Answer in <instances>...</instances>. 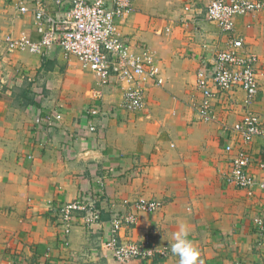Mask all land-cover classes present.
I'll return each mask as SVG.
<instances>
[{"label":"crops","instance_id":"0c3cea01","mask_svg":"<svg viewBox=\"0 0 264 264\" xmlns=\"http://www.w3.org/2000/svg\"><path fill=\"white\" fill-rule=\"evenodd\" d=\"M36 1L21 14L0 0V64L25 69L28 74L14 84L28 78L37 101L15 111L9 98L0 97V264H179L170 240L180 223L188 225L203 264H264L254 223L264 217V192L251 197L226 179L232 155L225 146L244 144L224 124L241 119L245 93L219 92L211 121L196 112L202 100L198 69L226 49L232 36L241 37L259 57L260 90L252 108L264 127V11L237 16L231 35L208 19L209 0H133L121 32L134 48L154 55L165 81H147L144 108L130 111L120 106L121 88H104L103 98H94L95 74L59 46L44 54L7 51V34L40 38ZM40 1L52 13L73 3ZM1 72L0 67L4 79ZM15 112L24 119L9 124ZM244 147L257 159L263 156L262 138ZM252 167L259 173L256 163ZM95 189L104 192L101 222L87 226L77 212L66 235L51 207ZM141 198L164 205L141 211L137 224L124 226L118 238L148 237L155 255L119 263L102 245L112 212H130Z\"/></svg>","mask_w":264,"mask_h":264},{"label":"built area","instance_id":"2783aa9c","mask_svg":"<svg viewBox=\"0 0 264 264\" xmlns=\"http://www.w3.org/2000/svg\"><path fill=\"white\" fill-rule=\"evenodd\" d=\"M9 1L21 14L32 11L29 7L31 0ZM61 2L57 0L59 5ZM60 6L56 13H52L42 1H36L33 13L40 38L34 39L30 34H7L3 38L7 51L44 54L59 46L66 55L75 56L84 68L95 74L99 88L93 90L94 98L102 99L104 88H121L122 108L130 111L143 109L147 81L162 85L165 80L154 55L147 48H134L131 40L121 32L120 21L132 12L133 0H73L72 6L63 11ZM259 11H264V0H209L207 17L232 35L237 16ZM258 63V55L246 49L243 39L232 36L226 49L218 52L210 64L198 69L196 78L197 88L202 94L196 112L204 121L215 119L214 102L219 92L232 93L240 88L245 93L241 119L224 124V128L238 136L244 145L257 137L262 138L263 156L257 159L244 145L237 146L231 141L225 146V151L232 155L226 179L229 184L245 189L251 197L256 195L257 190L264 192V127L252 108L260 90ZM52 117L49 115L47 121L50 122ZM254 163L259 173L253 172ZM99 183L104 184L102 179ZM104 199V192L95 189L51 209L68 235L77 212L81 213L80 220L85 225L93 227L99 224ZM163 205L162 200L141 198L132 203L133 210L130 212H112L109 235L102 245L113 251L119 263L153 257L155 250L149 245L148 237L139 242H120L118 235L124 226L137 224L141 211L153 212ZM254 223L257 244L264 248V217H255ZM161 254L167 255V250Z\"/></svg>","mask_w":264,"mask_h":264},{"label":"clouds","instance_id":"9594fccd","mask_svg":"<svg viewBox=\"0 0 264 264\" xmlns=\"http://www.w3.org/2000/svg\"><path fill=\"white\" fill-rule=\"evenodd\" d=\"M190 229L187 224L180 223L178 230L170 240L172 253L179 257V264H203L199 252L189 239Z\"/></svg>","mask_w":264,"mask_h":264},{"label":"rangeland","instance_id":"374dc122","mask_svg":"<svg viewBox=\"0 0 264 264\" xmlns=\"http://www.w3.org/2000/svg\"><path fill=\"white\" fill-rule=\"evenodd\" d=\"M0 67H1V71H2L1 72V76L4 77V79L2 77H0V95H2V93H3L2 91H3V88L5 86L9 89L11 87V85H13L15 82H18V80L23 79V76L28 74L25 71V69H23V68H19L18 69L17 67H15V68H11V69H9V68L5 69L4 63H1ZM9 94H10L9 91L7 90L5 95H9ZM8 102L10 103V105H9L10 108L12 107L15 111H16L17 108L20 109L21 111L22 110H26L25 108H21L18 103H15L16 102L15 99L11 98V99H9ZM27 108H30V107H27ZM15 113H17V112H15ZM9 115H11V117L9 116V119H8L9 124H11V123L14 124L15 120L23 121V119H24L22 117L21 113H17L16 116H15V114H13L14 115L13 117H12V114H9ZM24 124H25V122H22V125H24ZM0 136H1V132H0Z\"/></svg>","mask_w":264,"mask_h":264},{"label":"trees","instance_id":"16d2710c","mask_svg":"<svg viewBox=\"0 0 264 264\" xmlns=\"http://www.w3.org/2000/svg\"><path fill=\"white\" fill-rule=\"evenodd\" d=\"M50 65L53 68V64L51 63ZM9 89L11 90L9 94L10 97L5 95ZM9 89L5 86L0 97L15 99V103H18L21 108H27L37 103L35 100L36 93L33 90V82L28 78H26L21 85L13 84Z\"/></svg>","mask_w":264,"mask_h":264}]
</instances>
